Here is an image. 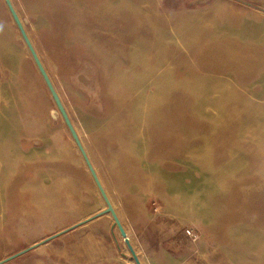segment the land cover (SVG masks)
<instances>
[{
  "label": "rangeland",
  "instance_id": "1",
  "mask_svg": "<svg viewBox=\"0 0 264 264\" xmlns=\"http://www.w3.org/2000/svg\"><path fill=\"white\" fill-rule=\"evenodd\" d=\"M10 1L62 95L70 99L78 91L97 99L98 74L84 60L100 65L109 123L82 117L87 128L108 130L111 124L118 138L127 136L145 171L158 174L154 183L165 190L168 181L174 184L176 202L190 206L186 215L198 227L254 220L258 213H247L248 206L264 207V0ZM52 61L61 67L57 73ZM81 76L94 83L92 90ZM76 96L84 98L77 100L84 107L86 96ZM55 111L0 0L1 130L33 129L42 120L49 148L33 149L32 156L41 150L43 161L51 158L55 139L61 142L64 164L49 161L41 168L69 176L63 189L67 226L98 199L91 197L86 167L72 155L66 129L59 136L64 123L53 120ZM158 205L151 204L154 213ZM184 233L193 241L200 235L190 226Z\"/></svg>",
  "mask_w": 264,
  "mask_h": 264
},
{
  "label": "crops",
  "instance_id": "2",
  "mask_svg": "<svg viewBox=\"0 0 264 264\" xmlns=\"http://www.w3.org/2000/svg\"><path fill=\"white\" fill-rule=\"evenodd\" d=\"M39 59L141 264H264V207L248 206L247 213H258L254 220L239 218L198 227L186 215L190 206L176 202L174 184L168 181L172 188L167 186L165 190L157 179L154 183L158 174L145 171L143 159L127 136L118 138L111 124L108 130L84 125L82 117L98 125L106 123L110 113V95L100 65L84 60L98 74L99 97L92 99L77 91L72 93L74 98L69 95L68 99L57 90L49 68ZM60 68L57 62H50L52 72ZM76 95L86 96L84 107L77 102L83 97ZM53 120L64 123L59 136L66 129L72 155L84 163V175L93 187L91 197L98 200L86 205L89 212L85 217L64 226L63 189L69 176L41 168L49 161L51 165L64 164L61 142L55 139L51 158L46 156L43 161L41 150L39 157L32 156L33 149L49 148L42 120L38 127L35 121L33 129L23 125L1 130L0 126V264H136L127 245L121 243L118 228L113 229V216L107 212V204L63 117L58 112ZM37 138L39 145L33 147ZM76 193L78 197V190ZM157 202L159 209L154 213L151 204ZM189 226L200 234L195 241L184 233Z\"/></svg>",
  "mask_w": 264,
  "mask_h": 264
},
{
  "label": "water",
  "instance_id": "3",
  "mask_svg": "<svg viewBox=\"0 0 264 264\" xmlns=\"http://www.w3.org/2000/svg\"><path fill=\"white\" fill-rule=\"evenodd\" d=\"M5 2L7 4V7L9 8V11H10V13L12 15L13 20L15 21V24H16L18 30L20 31V34H21L25 44L27 45V47H28V49H29V51L31 53L32 58L34 59V62L36 64V66H37V68H38L43 80L45 81V83H46V85H47V87H48V89H49V91L51 93V96H52V98H53V100H54V102H55V104L57 106L58 112L63 117V119L65 121V124L69 128L72 137L74 138L75 142L77 143L79 149L81 150V152H82V154H83V156H84V158H85V160H86V162L88 164V167H89V169H90V171H91V173H92V175H93V177H94V179H95V181L97 183V186H98V188H99V190H100V192H101V194H102V196H103V198H104V200H105V202L107 204V212H110L112 214V216H113V219H114L113 229L115 227L118 228L121 237L124 239V242L127 245L128 249H129V251H130V253L132 255L133 260L135 261L136 264H141L140 261L138 260L137 256L135 255L132 247L130 246V244L128 242V238L126 236V233L124 232V230H123V228L121 226V223H120L116 213L114 212V210H113V208H112V206H111V204H110V202H109V200H108V198H107V196H106L101 184L99 183V180H98V178H97L92 166L90 165L88 159L86 158V155H85V153H84V151H83V149L81 147V144H80V142L78 140L77 134L75 133V130H74V128H73V126H72V124H71V122H70V120H69V118L67 116V113H66V111H65V109L63 107V104H62V102H61V100L59 98V95L57 94V92H56V90H55V88H54V86H53V84L51 82V79H50L47 71L42 66V63H41V61H40V59H39V57H38V55H37L32 43H31V41H30V39H29L25 29H24L25 25H24L23 21L21 20V18L19 17L17 12L15 11L13 5L11 4V1L10 0H5Z\"/></svg>",
  "mask_w": 264,
  "mask_h": 264
},
{
  "label": "bare ground",
  "instance_id": "4",
  "mask_svg": "<svg viewBox=\"0 0 264 264\" xmlns=\"http://www.w3.org/2000/svg\"><path fill=\"white\" fill-rule=\"evenodd\" d=\"M79 81H80V83H82L83 84V86L89 91V90H92V87H93V82L89 79V78H87V77H85V76H81V78L79 79ZM57 113L58 112H54L53 114L55 115V116H57Z\"/></svg>",
  "mask_w": 264,
  "mask_h": 264
},
{
  "label": "built area",
  "instance_id": "5",
  "mask_svg": "<svg viewBox=\"0 0 264 264\" xmlns=\"http://www.w3.org/2000/svg\"><path fill=\"white\" fill-rule=\"evenodd\" d=\"M187 235H189V236H191V237H193L195 239L197 238L196 234H195V232L193 230H187Z\"/></svg>",
  "mask_w": 264,
  "mask_h": 264
}]
</instances>
